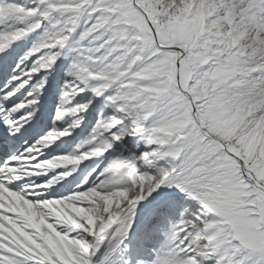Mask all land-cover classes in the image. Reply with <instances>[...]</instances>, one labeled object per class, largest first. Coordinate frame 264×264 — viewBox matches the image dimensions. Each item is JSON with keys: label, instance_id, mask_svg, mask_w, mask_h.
Listing matches in <instances>:
<instances>
[{"label": "snow or ice", "instance_id": "1", "mask_svg": "<svg viewBox=\"0 0 264 264\" xmlns=\"http://www.w3.org/2000/svg\"><path fill=\"white\" fill-rule=\"evenodd\" d=\"M0 264H264V0H0Z\"/></svg>", "mask_w": 264, "mask_h": 264}]
</instances>
